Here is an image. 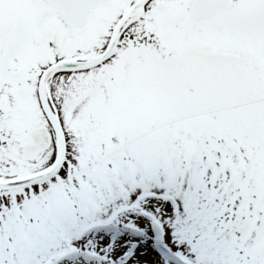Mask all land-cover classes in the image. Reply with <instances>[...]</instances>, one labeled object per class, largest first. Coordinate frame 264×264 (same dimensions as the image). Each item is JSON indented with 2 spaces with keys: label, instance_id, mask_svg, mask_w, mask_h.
<instances>
[{
  "label": "snow or ice",
  "instance_id": "6c2138e0",
  "mask_svg": "<svg viewBox=\"0 0 264 264\" xmlns=\"http://www.w3.org/2000/svg\"><path fill=\"white\" fill-rule=\"evenodd\" d=\"M0 264H264V0H0Z\"/></svg>",
  "mask_w": 264,
  "mask_h": 264
}]
</instances>
